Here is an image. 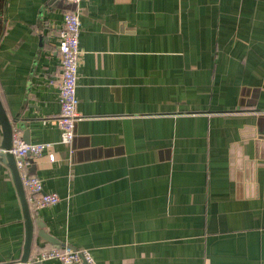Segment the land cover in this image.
<instances>
[{"label":"crops","instance_id":"crops-1","mask_svg":"<svg viewBox=\"0 0 264 264\" xmlns=\"http://www.w3.org/2000/svg\"><path fill=\"white\" fill-rule=\"evenodd\" d=\"M68 9L2 0L0 102L11 131L53 144L56 159L27 170L62 198L30 209V256L55 246L43 232L98 264H264V0H82L80 119L63 145ZM24 241L0 157V264H18Z\"/></svg>","mask_w":264,"mask_h":264},{"label":"built area","instance_id":"built-area-1","mask_svg":"<svg viewBox=\"0 0 264 264\" xmlns=\"http://www.w3.org/2000/svg\"><path fill=\"white\" fill-rule=\"evenodd\" d=\"M72 6L63 14L62 28L57 48L60 54V77L58 93L60 112L56 119L59 128V143L69 145L74 136L75 123L80 119L76 111L77 72L82 52L79 48V34L81 22L79 16L80 2L82 0H62ZM50 142H27L16 130L12 131L11 145L8 151L15 160V165L22 185L27 192L31 210L37 211L62 200L56 192L43 190L42 180L27 170L28 157L38 158L46 153L50 161L56 159L51 150ZM48 260H55L61 264H98L87 249L73 248L68 244L60 246L41 247L29 257L24 264H45Z\"/></svg>","mask_w":264,"mask_h":264},{"label":"water","instance_id":"water-1","mask_svg":"<svg viewBox=\"0 0 264 264\" xmlns=\"http://www.w3.org/2000/svg\"><path fill=\"white\" fill-rule=\"evenodd\" d=\"M1 16H2V0H0V22H1ZM0 30H1V24H0ZM0 122L2 125L3 133H4V144L2 148L3 150L2 152H0V157H2V159L8 164V166L11 169V173L13 174V179L17 186L18 195L20 197L22 210H23V218H24V224H25V241H24L23 254L18 264H24L29 259L30 254H31V246H32V239H33V216L29 208L25 189L22 185V182L18 174V170L15 165L14 157L8 151L11 145L12 131L9 127L8 119L3 111L1 102H0ZM258 131L260 133L257 134L256 137L260 139L262 136L261 133H263L264 130L260 128L258 129ZM24 140L29 142V139H24ZM40 234L42 237H44L46 240L53 243L55 246L61 245L55 239L46 236L43 232H40Z\"/></svg>","mask_w":264,"mask_h":264},{"label":"trees","instance_id":"trees-1","mask_svg":"<svg viewBox=\"0 0 264 264\" xmlns=\"http://www.w3.org/2000/svg\"><path fill=\"white\" fill-rule=\"evenodd\" d=\"M32 214H34V212H32Z\"/></svg>","mask_w":264,"mask_h":264}]
</instances>
